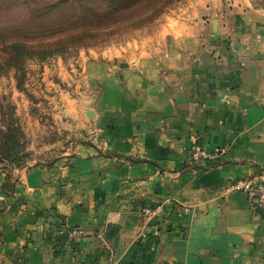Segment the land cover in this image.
<instances>
[{
  "label": "crops",
  "instance_id": "crops-1",
  "mask_svg": "<svg viewBox=\"0 0 264 264\" xmlns=\"http://www.w3.org/2000/svg\"><path fill=\"white\" fill-rule=\"evenodd\" d=\"M195 1L129 56L84 64L90 145L0 170V264H264V213L225 189L264 173V8ZM193 141L218 158L190 161Z\"/></svg>",
  "mask_w": 264,
  "mask_h": 264
},
{
  "label": "rangeland",
  "instance_id": "rangeland-1",
  "mask_svg": "<svg viewBox=\"0 0 264 264\" xmlns=\"http://www.w3.org/2000/svg\"><path fill=\"white\" fill-rule=\"evenodd\" d=\"M56 1L0 0V33L22 28L30 34L56 26L58 16L33 22L29 13ZM96 1L105 7L102 0ZM192 2L196 1L173 0L145 26L46 57H26L4 68L0 72V170L11 173L66 162L80 147L90 145L99 89L87 79L84 64L129 56V51L156 34L165 15L180 12ZM250 2L264 8V0Z\"/></svg>",
  "mask_w": 264,
  "mask_h": 264
},
{
  "label": "trees",
  "instance_id": "trees-1",
  "mask_svg": "<svg viewBox=\"0 0 264 264\" xmlns=\"http://www.w3.org/2000/svg\"><path fill=\"white\" fill-rule=\"evenodd\" d=\"M173 0H58L29 11L31 21L58 16L56 26L27 34L22 28L0 33V72L26 57H46L57 52L90 44L133 30L154 21ZM45 8V9H44ZM54 25V24H53ZM54 247L64 244L65 237L49 239Z\"/></svg>",
  "mask_w": 264,
  "mask_h": 264
},
{
  "label": "built area",
  "instance_id": "built-area-1",
  "mask_svg": "<svg viewBox=\"0 0 264 264\" xmlns=\"http://www.w3.org/2000/svg\"><path fill=\"white\" fill-rule=\"evenodd\" d=\"M191 161H213L218 158L217 153H212L207 148L194 141L191 145ZM226 191H234L247 194L252 200L255 207L264 213V173L259 176L240 179L226 186ZM161 207L144 209L142 212L146 217L157 216L161 212ZM79 234V231L73 230L66 234L68 238H73Z\"/></svg>",
  "mask_w": 264,
  "mask_h": 264
}]
</instances>
